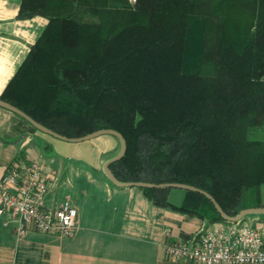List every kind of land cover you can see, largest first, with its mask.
<instances>
[{"label": "trees", "instance_id": "1", "mask_svg": "<svg viewBox=\"0 0 264 264\" xmlns=\"http://www.w3.org/2000/svg\"><path fill=\"white\" fill-rule=\"evenodd\" d=\"M33 16L47 25L1 100L67 138L119 132V182L185 184L230 217L246 209L243 192L264 186V141L247 138L264 127V0H21L17 19ZM137 191L222 222L199 193L180 190L177 205L167 189Z\"/></svg>", "mask_w": 264, "mask_h": 264}, {"label": "crops", "instance_id": "2", "mask_svg": "<svg viewBox=\"0 0 264 264\" xmlns=\"http://www.w3.org/2000/svg\"><path fill=\"white\" fill-rule=\"evenodd\" d=\"M20 3L21 0H0V95L47 25L42 16L17 19ZM44 135L0 107V178L16 160L25 164L44 162L47 169L57 171L48 199L55 203L61 201L59 175L64 168L60 159L55 160L47 152L52 141ZM86 165L94 169L95 175L81 167L70 166L68 170L77 179L75 198L69 201L77 210L73 236L63 238L35 231L16 236L11 225H2L0 264H194L168 257L164 246L183 242L211 223L154 206L135 188L111 187L98 177L102 166L99 169L98 164ZM88 190L92 191L90 195ZM98 191L102 194L100 200L93 196ZM181 193L177 205L182 201ZM253 205L244 204V208Z\"/></svg>", "mask_w": 264, "mask_h": 264}, {"label": "built area", "instance_id": "3", "mask_svg": "<svg viewBox=\"0 0 264 264\" xmlns=\"http://www.w3.org/2000/svg\"><path fill=\"white\" fill-rule=\"evenodd\" d=\"M46 165L19 159L0 178V225H11L16 236L35 231L70 238L75 232L76 208L66 200H48L57 171ZM164 250L172 259L194 264H264V221L211 223Z\"/></svg>", "mask_w": 264, "mask_h": 264}, {"label": "rangeland", "instance_id": "4", "mask_svg": "<svg viewBox=\"0 0 264 264\" xmlns=\"http://www.w3.org/2000/svg\"><path fill=\"white\" fill-rule=\"evenodd\" d=\"M195 25H193V27H195ZM44 136H46L47 138H49V140L52 141L51 142L52 144L48 146L47 152L51 154L55 160L60 159L64 168L61 175H59V178H61L60 179L61 187L60 190L58 191V195L61 201L63 200L71 201V199L74 200L75 198L74 190L77 187V184H75L77 179L74 175L68 172L70 166L79 167V168L81 167L82 170L87 172H92L93 173L92 175H95L93 172L94 169L88 168L86 164L90 166H94L98 164L97 166L100 169L101 166L108 159H110L111 157L115 156L118 153L120 147L118 140L109 135H104L81 143H68L55 139L48 135H44ZM247 138L251 141H258V142L264 141V127H256L249 129L247 132ZM102 140H109V141L104 143ZM98 177H102L104 180H106L109 186L112 187L111 183L104 176L102 168L101 171L98 172ZM69 181L72 182L71 187H68V185L70 184ZM90 192L92 191L90 190L88 192L89 195ZM167 192L169 195V201L173 203L179 202L178 194H182L179 189L178 190L167 189ZM93 196L97 197L96 200H100L99 199L100 197L102 198V194L100 191L95 193ZM241 202L244 204L264 203V186H261L257 189L245 190L242 194ZM246 218L251 221L255 220V223H260L261 221H264V214H252L246 216ZM93 219L94 216L92 217V220ZM1 226L2 224L0 225V227Z\"/></svg>", "mask_w": 264, "mask_h": 264}, {"label": "water", "instance_id": "5", "mask_svg": "<svg viewBox=\"0 0 264 264\" xmlns=\"http://www.w3.org/2000/svg\"><path fill=\"white\" fill-rule=\"evenodd\" d=\"M0 107L3 109H6L14 114H16L17 116L21 117L22 119H24L27 123H29L34 129H36L37 131H39L42 134L51 136L55 139L64 141V142H68V143H81L84 141H89L104 135H109L112 136L114 138H116L119 142V151L118 153L111 157L110 159H108L103 165H102V171L104 176L107 178V180L115 187L117 188H123V189H131V188H135L136 190L139 188H150V189H179V190H185V191H191V192H196L199 193L201 195H203L204 197H206L213 205L215 211L218 213V215L220 216V218L222 219V222L224 223H235L237 221H242V220H246V216L248 215H252V214H264V207H255V208H246V209H242L239 211V213L236 216L230 217L228 215H226L222 209L220 208V206L216 203V201L206 192L197 189L193 186H189V185H185V184H178V183H164V184H151V183H144V182H119L115 176L112 174L109 166L114 163L119 161L125 154L126 151V142L124 140V138L122 137V135L112 129H101L95 132H92L90 134H87L85 136L79 137V138H67L65 136L59 135L55 132H53L52 130L46 128L45 126L39 124L38 122H36L35 120H33L31 117H29L28 115H26L24 112H22L21 110L17 109L16 107L10 105L9 103L3 101L0 99Z\"/></svg>", "mask_w": 264, "mask_h": 264}]
</instances>
